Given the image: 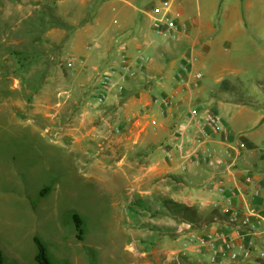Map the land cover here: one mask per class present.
<instances>
[{"label": "rangeland", "instance_id": "rangeland-1", "mask_svg": "<svg viewBox=\"0 0 264 264\" xmlns=\"http://www.w3.org/2000/svg\"><path fill=\"white\" fill-rule=\"evenodd\" d=\"M162 1L102 2L94 28L89 32L77 31L63 46L62 57L69 85L76 86L83 77L85 79L90 76L92 81L87 83L88 90L94 86L98 88L103 73L109 70L113 72L112 82L115 84L109 95L114 96L118 86H125L116 72L122 60L120 55L112 68L99 60L88 62L85 67L79 60L69 66L70 58L79 55L87 57L96 52L93 46L95 34L102 38L107 36L111 46L114 43L112 50L116 49L118 43H115L114 38L118 37L121 26L127 20L143 22L146 17L142 11ZM54 3L55 0H0V250L3 253V264H37L34 261L37 252L35 237L45 243L52 264H136L138 260L133 257L135 254L143 261L150 259L152 264H163L164 237L176 239L180 234L176 231L180 222L175 219V215L180 216L179 213L175 212L174 217L166 216L163 201H126L124 206L119 202L118 208L123 207L129 212L123 222L126 231L136 229L138 225L141 229L137 233L124 235L130 242L126 248L129 242L116 231L117 212L111 196L101 193L100 184L90 179L84 168L74 165L73 154L68 149L59 148L49 134H43L40 116L25 117L27 111L29 115L27 107L23 110L18 108L17 112L23 118L16 116L13 121L6 112L4 98L7 96H17L30 105L38 86L41 87L46 81L62 80L58 70L54 71L51 66V56L55 51L53 44L43 38L46 29L53 25V18L48 19L47 16L52 17L54 14ZM180 3L187 6L193 15L200 12L212 18L215 31L207 40L212 42V48L205 57L206 68L200 71L207 92L214 89L216 94L229 101L264 102V68L247 63L245 50H242L239 60L235 59L237 57L234 52L228 51L233 17L239 18L243 26L249 29L247 19L264 20V0H175L174 5L177 7ZM213 4L216 8L214 13H210ZM76 5L73 3L72 6L77 8ZM20 6L24 7L22 14L19 12ZM26 12L32 13V16H27ZM18 13L23 16V22L17 26L20 32L15 33L13 27ZM248 34L251 35V32ZM151 36L156 41L168 42L153 32ZM42 53H48L50 57L39 60ZM178 59L174 58V61ZM94 66L96 70L92 69ZM18 79L22 80V88L14 90L13 83ZM95 100L96 96H89L83 102L94 103ZM229 101L217 110L222 123L254 140L259 150L256 152V160L264 169V107L235 109ZM74 215L82 220L81 240L76 238ZM167 217L172 223H169L171 220ZM165 228H169V231L165 232ZM150 231H157L156 237ZM137 236L140 237L141 246L146 247L145 251L131 243ZM151 243L155 247L148 250ZM185 243L186 238H183L179 245L183 247ZM69 248L77 249L78 253L70 252ZM260 263L264 264V261ZM165 264L188 262L172 260Z\"/></svg>", "mask_w": 264, "mask_h": 264}, {"label": "crops", "instance_id": "crops-1", "mask_svg": "<svg viewBox=\"0 0 264 264\" xmlns=\"http://www.w3.org/2000/svg\"><path fill=\"white\" fill-rule=\"evenodd\" d=\"M73 1L77 4V8L72 6L73 3L70 0H55L52 7L54 14L52 17L47 16L48 19H56L72 29L50 26L43 37L44 40H49L53 44L55 51L51 56V66L54 71L58 70L62 80L46 81L41 87L38 86V91L32 95L30 105L17 96L4 98V106L10 120L14 121L16 116L23 118L17 110L18 108L23 110L25 107L29 110V115L27 111L25 117L40 116V127H43V134H49L59 148L68 149L69 153L73 154L74 165L84 168L87 176L100 184L101 193L110 195L114 200L113 206L117 212L116 231L124 240H126L124 235L131 234L130 232L137 233L141 229L138 225L136 229L129 227L130 229L126 231L123 222L129 212L123 207V209L118 208L119 202L122 203L121 206H124L126 201H174L194 207L197 210L198 226L190 228V225L181 222L176 228V231L180 233L176 239L164 237L165 263L172 260H187L188 264H212L210 249L205 248L201 253L196 254L195 246L187 242V237L192 232L204 233L213 230L230 232V228L226 226L227 218L213 206L222 200L221 189L229 185L230 181L225 175L221 176L208 166L184 162L177 154L171 159L165 158L162 145L170 136L172 128L185 118L189 104L181 100V97L177 98V106L170 110L168 116H163L159 105L154 103L156 95L172 93L173 77L177 74L180 61L191 58L189 66L192 70L201 71L206 68L205 57L210 54L212 48V42L207 40L215 31L212 18L200 12L193 15L189 8L181 3L176 7L175 0H163L160 4L142 11L147 20L139 23L127 20L121 26L118 37L114 38L115 43H118V47L114 50H112L114 43L111 46V41L106 38L107 36L102 38L101 35L93 34V46L97 51L90 53L87 57L80 55L71 57L69 66L79 60L85 67L88 62L93 63L99 60L111 67L121 56L122 60L126 58L130 61L131 68L135 71L133 77H128L123 81L119 77L120 82L125 83L122 92L117 90L114 96H110L109 92L104 104L96 106V100L94 103H84L85 97L96 96V86L90 87L89 90L87 88V83L92 81V77L86 76L85 79L83 77V80H80L76 86L69 85L62 50L72 34L79 30L89 32L91 28H94L98 22V8L102 2L107 0ZM156 6H169L170 15L178 21L179 28L172 36H162L154 29L152 9ZM215 8V4L211 5L210 13H214ZM19 9L22 14L24 7L20 6ZM37 9L40 24V4ZM20 13L16 15L18 19L14 22L15 33L20 32L17 26L23 22V16ZM26 14L32 16V13L26 12ZM246 21L249 29L243 26L239 18L233 17L231 20L228 51L234 52L237 57L235 59L239 60L238 57L242 55V50H245L244 56L247 63L257 68H264V20L247 19ZM41 23L44 22L41 20ZM38 31L40 36V28ZM151 32L168 42L156 41L151 36ZM248 32H251V35ZM46 57L50 55L42 53L41 58ZM142 57L146 58V61L143 62L142 67H139L137 63ZM177 57L179 59L174 61ZM38 62L40 65V61ZM92 69L96 70L97 67L94 66ZM82 72L87 74L85 70ZM116 72L119 73V67ZM112 73L107 70L102 78L108 74L112 79ZM98 84L100 85V82ZM21 88L22 80H15L13 89L21 90ZM49 94L51 96H48ZM227 101L229 100L216 94L214 89L208 93L202 81L195 102L209 104L211 110L218 115L217 110ZM229 102L235 109L252 110L264 107V102H240L236 99ZM91 105L96 107L91 108ZM154 119L158 122L156 127L151 125ZM224 126L231 132L233 138L243 141L249 150L244 152L240 164L244 170L254 173V187L258 191V196L254 198L253 203L259 206L264 203V169L256 160L258 156L256 152L259 151L257 145L250 136L246 137L247 134L233 130L230 126ZM227 194L225 192L226 196ZM233 204L239 206V198L235 197ZM169 223H172V220ZM74 228L76 230L75 225ZM165 229V232L169 231V228ZM156 233L153 237H156ZM183 238H186V243L181 247L179 242ZM261 239V236L250 238L258 246L261 245ZM39 240L45 246L41 238ZM131 243L145 251L146 247L141 246L140 237L133 238ZM129 245L130 242L126 248ZM154 247L155 244L151 243L148 250ZM69 251L77 252L78 250L69 248ZM36 254L37 252L34 254L35 262ZM133 257L138 260L136 264H152L150 259L143 261L137 254ZM80 258L85 260V258ZM260 261L253 258L246 264H261Z\"/></svg>", "mask_w": 264, "mask_h": 264}, {"label": "built area", "instance_id": "built-area-1", "mask_svg": "<svg viewBox=\"0 0 264 264\" xmlns=\"http://www.w3.org/2000/svg\"><path fill=\"white\" fill-rule=\"evenodd\" d=\"M152 15L153 27L158 34L169 37L178 30V21L170 15L169 6L154 7ZM191 60L186 58L180 61L177 74L173 77L172 93L158 94L154 98V103L159 105L163 116H168L170 110L177 106V98L181 97V100L189 104L185 118L172 128L162 150L166 159L177 154L186 163L208 166L229 179L230 184L221 189L222 200L213 206L227 218L226 226L230 228V232H192L187 237V242L195 246L196 254L209 248L212 264H246L253 258L264 261V203L254 205L253 200L258 196L254 187V173L244 170L240 164L247 149L246 144L233 138L209 104L195 102L201 89L203 74L190 68ZM144 61L146 58H140L137 66L142 67ZM118 74L122 81L135 75L128 59L121 61ZM113 86L115 84L110 75L105 74L99 87L95 89L96 106L104 104ZM122 91L123 86H118V92ZM151 125L156 127L157 120H152ZM235 197L240 200L239 206L233 204ZM257 236L262 237L260 246L250 240Z\"/></svg>", "mask_w": 264, "mask_h": 264}, {"label": "trees", "instance_id": "trees-1", "mask_svg": "<svg viewBox=\"0 0 264 264\" xmlns=\"http://www.w3.org/2000/svg\"><path fill=\"white\" fill-rule=\"evenodd\" d=\"M53 27H62L66 29H72V27H69L62 22H59L58 20H53ZM41 28V27H40ZM40 54V59H41ZM163 208L165 209V214L169 217H174L176 213H179L180 216L175 215V219L178 220V222H182L184 224L190 225V228H196L199 224V220L197 218V210L194 207H189L184 204H179L174 201H163ZM176 212V213H175ZM73 221L76 227L77 231V238L79 240L82 239V220L78 215L73 216ZM35 243L37 246V254L35 256V260L38 264H52L49 260L46 248L43 245V243L39 240L38 237H35ZM3 256L2 252L0 251V264H3Z\"/></svg>", "mask_w": 264, "mask_h": 264}]
</instances>
